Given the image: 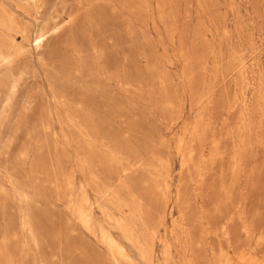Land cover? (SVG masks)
<instances>
[{"label":"rangeland","instance_id":"374dc122","mask_svg":"<svg viewBox=\"0 0 264 264\" xmlns=\"http://www.w3.org/2000/svg\"><path fill=\"white\" fill-rule=\"evenodd\" d=\"M0 16V46L21 47L0 62V264H128L104 235L134 264L169 246L173 264H264V0H0ZM251 47L257 88L231 111Z\"/></svg>","mask_w":264,"mask_h":264},{"label":"bare ground","instance_id":"6f19581e","mask_svg":"<svg viewBox=\"0 0 264 264\" xmlns=\"http://www.w3.org/2000/svg\"><path fill=\"white\" fill-rule=\"evenodd\" d=\"M37 1V0H36ZM207 1V0H206ZM230 1V0H229ZM257 1V0H256ZM203 2V1H202ZM231 2H233V1H231ZM234 3V2H233ZM5 4V3H4ZM203 4V3H202ZM207 4H208V2H207ZM175 6V5H174ZM231 6V5H230ZM200 7V6H199ZM234 7V6H233ZM233 7H232V9H233ZM235 9V8H234ZM218 10V9H217ZM37 12V11H36ZM206 12V11H205ZM19 13V12H18ZM232 13H233V11H232ZM27 16V15H26ZM210 16V15H209ZM238 16V15H237ZM170 17V16H169ZM262 17V16H261ZM176 19V18H175ZM4 20H5V18L4 17H1L0 16V23L1 24H3V22H4ZM261 20V19H260ZM204 24V23H203ZM255 25V24H254ZM203 28V27H202ZM17 30V32H19L21 35H22V38L24 39V40H29V39H31L30 41L36 46V47H39V46H41L42 44H44V42H45V40H46V38H47V36H48V32H45L44 31V29L43 28H40V29H38V30H36L35 32H32V33H29L28 32V30H26V29H16ZM176 30V29H175ZM54 32V31H53ZM237 32H238V30H237ZM201 33V32H200ZM50 35V34H49ZM223 35V34H222ZM226 35V34H225ZM248 35H250L251 36V34H249V32L247 33V36ZM4 36H7L8 38H10V40L9 41H16L15 40V38L14 37H12V36H9V33H5V35ZM243 36V35H242ZM260 39V38H259ZM243 41V40H242ZM255 41V40H254ZM263 41V40H262ZM196 44V43H195ZM251 44H253V43H251ZM199 47V46H198ZM196 48H197V46H196ZM21 49V47H19V46H16L15 44H12L10 47H8V48H3V47H1L0 46V62H2V61H6V60H9L10 58H11V56H12V54H14V53H16V52H18L19 50ZM240 49H243V48H240ZM215 50V49H214ZM257 50H258V52H260V47H258L257 48ZM210 51H212V50H210ZM221 51V50H220ZM263 52V51H262ZM193 54H194V52H193ZM214 55V54H213ZM239 57H237V56H235V58L233 59V60H235V66H234V72H237L239 75H240V78H241V82H242V86H241V91H239L240 92V95H241V97H239L238 98V95L236 96V101L233 103V106H232V110L231 111H234L233 109L235 108V110H238L240 107H239V105H242V101H244V100H247V98L249 97V95H250V93L252 92V91H254V90H256V88H257V86H255V83L253 82V67H254V63H256L255 62V51H254V48L253 47H251L249 50H245V52L242 54H240L239 53ZM260 55V54H259ZM262 55V54H261ZM195 57V56H194ZM257 57V56H256ZM220 58V57H219ZM238 58V59H237ZM208 62V61H207ZM259 66V65H258ZM217 67V66H216ZM190 68H191V66H190ZM198 70V69H197ZM200 70V69H199ZM230 70V69H229ZM192 71V70H191ZM204 71V70H203ZM215 72V71H214ZM197 74V73H196ZM195 75V74H194ZM219 75V74H218ZM218 75L216 74L215 76H217L218 77ZM256 75V74H255ZM259 75V74H258ZM216 78V77H215ZM260 78V77H259ZM229 79H231V78H229ZM256 79V78H255ZM214 80H217V79H214ZM236 81V80H235ZM234 82V81H233ZM226 83V82H225ZM237 83H238V81H237ZM234 84H236V82L234 83ZM169 85V84H168ZM224 85H226V84H224ZM238 86H239V84H238ZM220 89V88H219ZM217 90V89H216ZM262 92V91H261ZM239 94V93H238ZM239 95V96H240ZM209 98V97H208ZM207 100V99H206ZM245 102V101H244ZM254 103H252V104H255L256 105V103H255V101H253ZM230 105V104H229ZM248 105V104H247ZM258 105H259V103L257 104V107H258ZM244 106H246V105H244ZM238 107V109H236ZM248 107V106H247ZM245 108V107H244ZM260 108H261V106H260ZM258 109H259V107H258ZM244 111H246V110H244ZM249 111V110H248ZM238 112V111H237ZM254 111H252V113H253ZM259 112V111H258ZM247 113H250V112H247ZM252 113H251V116H256V114H255V112L253 113L254 115H252ZM238 114H240V112L238 113ZM244 114V113H243ZM242 116H244V115H240V118L242 117ZM243 119H244V121H245V123L247 122L246 121V118H244V117H242ZM261 118L262 119H264V110H262V112H261ZM250 119V118H249ZM255 119V118H254ZM242 120V119H241ZM239 121H240V119H239ZM240 123H241V121H240ZM261 123H262V121H261ZM252 124H254V122L253 123H251L250 121L249 122H247V125H245L246 126V128H244V130H246V131H248V135L250 136V134L249 133H252V129H254V128H252ZM202 125V124H201ZM244 125V124H243ZM242 125V127H244ZM61 126V125H60ZM241 127V126H240ZM237 130V129H236ZM239 130V129H238ZM239 132V131H238ZM253 132H254V130H253ZM256 133H257V131H256ZM237 135V134H236ZM238 136H239V134H238ZM240 137V136H239ZM251 137V136H250ZM253 137V136H252ZM255 137V136H254ZM261 138H262V140H263V138L264 137H262L261 136ZM260 138V139H261ZM239 139V138H238ZM243 139V138H242ZM239 140H241V139H239ZM253 140V139H252ZM242 142H243V140H241ZM260 141V140H259ZM247 142V141H246ZM263 142V141H262ZM260 143V144H263V143ZM243 144H244V142H243ZM250 144V143H249ZM215 147H216V144L214 145ZM246 146V145H245ZM261 146H263V145H261ZM214 147V148H215ZM239 149H240V147H239ZM244 149V148H243ZM247 149V147L244 149V151ZM241 150V149H240ZM184 151V150H183ZM237 151H238V149H237ZM186 152V151H185ZM184 153V152H183ZM237 153V152H236ZM236 153H235V156L234 157H236ZM241 153V152H240ZM239 152L237 153L238 155L240 154ZM190 154V153H189ZM213 154H215V156H216V152L215 153H213ZM191 155V154H190ZM189 155V156H190ZM211 155V154H210ZM238 155H237V157H238ZM243 155V154H242ZM210 157V156H209ZM212 157H213V155H212ZM222 157H223V155H222ZM233 157V158H234ZM236 157V158H237ZM190 159H192V157H189ZM213 158H215V157H213ZM236 158L234 159V160H236ZM202 160V159H201ZM205 160H207V159H205ZM211 160H212V158H211ZM188 161H190V160H188ZM238 161V160H237ZM237 161H235V162H237ZM240 161V160H239ZM242 162V161H241ZM240 162V163H241ZM210 163V162H209ZM201 165V164H200ZM240 165V164H239ZM212 167V166H211ZM233 167H234V164H233ZM236 167H237V164H236ZM236 167L234 168V169H236ZM234 169L232 170V171H234ZM240 174V173H239ZM199 177H202V176H199ZM237 177V176H236ZM201 179V178H200ZM203 179V178H202ZM233 180V179H232ZM235 181V180H234ZM200 182V181H199ZM122 183V182H121ZM123 184V183H122ZM125 186V185H124ZM232 186V185H231ZM176 191H177V189H176ZM182 194V193H181ZM176 195H177V193H176ZM180 195V194H179ZM179 195H177V197L179 198ZM177 198V199H178ZM181 198H179V200H180ZM175 201V200H174ZM179 202V201H178ZM171 209V208H170ZM217 209V208H216ZM217 211V210H216ZM212 213V212H211ZM211 215V214H210ZM233 216V215H232ZM237 216H238V214H237ZM185 217V216H184ZM78 221V220H77ZM230 221V220H229ZM172 223V222H171ZM117 224V223H116ZM229 224V223H228ZM140 225L138 224V223H133V224H128L127 222H125V221H122V222H120L119 223V229L125 234V236L132 242V243H134V244H136L137 246H138V248H139V250H140V252L142 253V255H143V257L145 258V259H147V260H149V261H151V260H153V258H154V249H153V246L151 245V242H152V240H153V238H152V234L150 233V231L148 230V229H146V231H145V234H146V237L145 238H142L140 235H137L136 234V232L134 231V230H136V228L137 227H139ZM183 226V225H182ZM184 227V226H183ZM208 227V226H207ZM212 230V229H211ZM221 231H223V234H227V231H228V227L227 226H223L222 227V230ZM245 231L250 235V236H254L253 235V232L254 231H252V230H250V228H248V227H245ZM209 232V231H208ZM212 232H214V231H212ZM210 233V232H209ZM170 234V233H169ZM214 234H218L217 232H214ZM226 237V236H225ZM187 237H185V239H186ZM222 238H223V236H222ZM258 239V241L259 242H263L264 241V228L263 229H261V231H260V233H259V235H258V237H257ZM184 239V238H183ZM188 239V238H187ZM103 240H104V242H105V244L108 246V248H109V250L111 251V254H112V257H113V259L114 260H116V261H119V259H122V260H124L126 263H128V264H134V260L129 256V254L127 253V251H126V249L124 248V246L119 242V241H117L114 237H112V236H110V235H104V237H103ZM182 240V239H181ZM190 242H191V240H190ZM190 242H189V244H188V248L187 249H189V246H190ZM182 244V243H181ZM104 247V246H103ZM105 248V247H104ZM252 249H254V248H252ZM106 250V249H105ZM171 249H170V246L169 247H167L166 248V250H165V252H164V257H165V264H173V260H172V254H171V251H170ZM187 254V253H186ZM185 254V255H186ZM186 258V257H185ZM189 260H190V258H189ZM188 260V262H187V264H192V262H190V261H192V260H190L189 261ZM222 260V259H221ZM247 261V260H246ZM227 262V261H226ZM225 262V263H226ZM116 263V262H115ZM222 263V262H221ZM220 263V261H219V264H221ZM195 264V263H194ZM211 264H214V263H211Z\"/></svg>","mask_w":264,"mask_h":264}]
</instances>
